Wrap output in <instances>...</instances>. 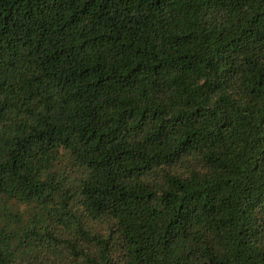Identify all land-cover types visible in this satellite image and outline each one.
<instances>
[{"label": "trees", "instance_id": "16d2710c", "mask_svg": "<svg viewBox=\"0 0 264 264\" xmlns=\"http://www.w3.org/2000/svg\"><path fill=\"white\" fill-rule=\"evenodd\" d=\"M0 264H264V0H0Z\"/></svg>", "mask_w": 264, "mask_h": 264}]
</instances>
